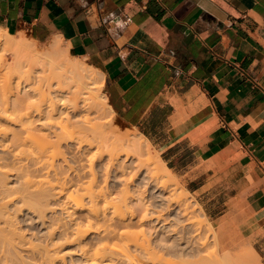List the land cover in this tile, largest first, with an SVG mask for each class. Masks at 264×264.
Segmentation results:
<instances>
[{
    "label": "crops",
    "instance_id": "1",
    "mask_svg": "<svg viewBox=\"0 0 264 264\" xmlns=\"http://www.w3.org/2000/svg\"><path fill=\"white\" fill-rule=\"evenodd\" d=\"M0 30L96 67L208 219L264 220V0H0Z\"/></svg>",
    "mask_w": 264,
    "mask_h": 264
},
{
    "label": "bare ground",
    "instance_id": "2",
    "mask_svg": "<svg viewBox=\"0 0 264 264\" xmlns=\"http://www.w3.org/2000/svg\"><path fill=\"white\" fill-rule=\"evenodd\" d=\"M4 32L5 31L3 30L0 32V43L8 46L10 50H13L14 53L12 54H14V57H13L14 59L12 61L14 62V64L16 63L15 65L17 64L22 65L24 64L23 62H25V66L27 65L26 69L28 68L29 70H31L33 67L40 69L41 70L40 73H42V75H40L41 77L40 78L38 77V78L39 79L42 78V79L40 80L41 82L38 84L39 86H37L35 89L38 93L33 88V90L35 91L37 95V98H35L36 95L33 96L34 97L33 100H31V98H33L31 96L34 93L32 92H31L32 94L29 93L28 88L27 90L22 91L20 90L19 87L14 88L13 86L14 88L13 90L12 87L10 86L11 85L17 86V84H12L14 82L12 83L10 82V86L8 87H5L6 83L4 86L2 84V87L0 86L1 87L0 88V120L3 118L5 121L8 120L10 124L11 123L14 124L13 126L12 125L9 126L10 124L8 123L9 125H7L8 126L7 128H2L3 125L0 127V145H1L0 147H2V152L0 153V252L1 254L6 253L7 255L6 251L10 253L9 250H11V252L14 251L16 254L17 251L21 248L23 249V246H24V249L27 252L29 253L31 252L32 254L36 256L35 258H37L36 261H38V264H55L56 262L55 260L63 259V254L61 255V250H60L62 245L63 244L65 245L68 242L74 243V241H76L78 245L77 251L81 253L80 256H82L81 259L82 261H84L83 263H87V264H96V263L99 264V263H103V261L105 262V260H106L105 262L106 264H169V262L170 264L171 263L178 264L177 262L173 260L174 259L173 256H171V259L173 257L172 260L174 261L172 262V260L170 259V254H173V255L177 254L176 256L174 255L175 258L182 257V259L184 258L186 260L185 254L187 253V249L185 250L186 251L185 253L184 249L181 248L183 249L181 250V252L179 251L181 255H178L179 253H177V248L174 249V247L176 246L174 245L169 246L170 243L168 245L161 244L159 243V240H157L158 241L157 242L155 240L152 241L150 237L148 238L149 235L146 234L147 231H145L146 229L145 230L143 229V225L144 223L148 222V220H152L150 219V217L152 216L149 217V215H152V214L150 211H149L150 214L146 212L147 210H146L145 204L144 205L142 204L145 207V209L144 207H142V209H144L143 210L144 212H140V210H142L140 209L141 204H139L140 206H137L138 202H140L139 199L137 203L135 201L137 205H132V203L130 202L132 200L130 199L131 195H128L129 192L131 193V191L128 190L129 187L127 186L128 187L127 188L126 184L122 183L123 186L121 185L122 188H118V190H116V195L113 194L115 192L110 190L111 188L108 189L106 185H105V188L102 186L104 189L100 187L97 188L98 190L93 189L95 185H97V184L93 185V183H97L96 181L98 180H97L96 174L99 172H95L94 168L91 165L92 163H89V162H93L92 161L93 158L91 157L92 159L91 158L89 159L88 157H86L87 154H85L86 149H87L86 147L87 146L89 147L90 145H92V142H90L87 139L89 137L86 138L84 136H81L82 131L84 134L85 127L83 128V130L81 129L82 131L80 135V130H79L80 128L77 129L74 126L73 124L74 122H73L72 123L73 126L77 130H79V134H76L74 130L72 132L70 131L71 129H75V128L71 126V129H70V127L68 126L69 124H66L67 122H69L68 120L66 121V119L70 117L69 116L65 117V115L63 116V113L66 110L63 112V110L60 108V103L57 102L60 100V98H57L58 94H56L55 92L56 90L52 88V85L54 83V82L52 83V81L55 77H64V78L69 79L71 82H73V88H74L73 93L75 95L74 97L82 98V100L85 103L83 104V107L84 105L88 103V99L91 100L92 105L87 104V106L89 108H94L96 115L95 114L93 115L95 116V118L93 117L91 118L88 116L85 117V114H84V118H85L84 120L86 121V124L84 126L87 127V129L92 133V135L96 139V147H97L96 149H99L100 151L101 148L99 147H110V151H109L110 154L108 153L109 154L108 156L110 160L109 163L111 164V162L118 159L120 155L122 154H124L126 157L129 156L130 148L134 145L135 139L133 137H135L134 136L135 133L134 131L131 132L133 134V137L131 136L130 132L121 135L120 133L114 132V130L112 131L111 128L108 126L110 125L108 124V121H107L108 119L106 115L103 114L105 111L103 112L104 109L99 107L100 100L98 98L100 94L98 97H96L93 93H91L93 89H96L98 91L99 90L98 88L103 86V80H102L100 71L92 65H89L90 69H88L80 61H71V60L64 59V58L57 59V57H55V51L58 48V44H59L58 40L50 41L49 42L50 44L44 50H42V52H40V51H36L35 48H33L31 45H29L27 42L24 41V39L22 38L23 34L17 35V37L19 38H16L15 40H13L11 39V35H7L8 33L6 34ZM33 42L36 43L35 41ZM22 67L23 66H21L19 70H21ZM17 68L15 70H18ZM32 73H34V71ZM98 74L100 75L101 78H99ZM30 77L31 76H29V79ZM98 81H100V83H98ZM1 92L3 94H1ZM103 101L109 108H111L110 105L107 103L105 96L103 98ZM92 111L93 110L91 109L90 112ZM66 112L69 113V111H66ZM15 125H18V126H15ZM67 127H69L70 130H68ZM80 127H83V126L81 125ZM87 133L88 132H86V134ZM62 143H64V146H72L70 147L72 149L74 147L75 148L74 152L76 153V155L74 153L72 158L66 157L67 156L65 153L66 151H63L65 149L62 150V154H61V149L64 148ZM66 148H69V147H66ZM84 148H86L85 151H84ZM139 150L140 151L136 152L137 154H140L142 152V149H139ZM145 150L147 151L150 150V146L148 142L145 143ZM102 152H108V151L102 150L100 153ZM63 153H65L66 156L63 155ZM83 154H85L84 157L88 158V160L86 159V161H89L87 162L89 164L86 168L88 171L86 172H85L86 169L84 167L85 164L83 163L85 160L84 161L82 160V159H85L83 157ZM99 156H101V154ZM58 157L61 159V161H58L60 160V159H57ZM75 162L76 163L78 162L79 165L83 166L84 170L81 169L83 170V172L80 173L77 170L79 168H82L81 166L77 168V166H79L78 163L76 164L77 166L76 165L73 166V163L75 164ZM110 164L109 165L107 164V165L110 167ZM120 164L118 163L119 166ZM9 165L12 166V171H16V175L15 173L13 175H15V177H19L18 179L21 180L19 182L22 184V189L20 186L21 184L19 186L17 185V187L14 186L15 188L14 190L12 187H11L12 189H10V187L6 185V182H7L6 178L9 173V169L7 168V166ZM137 165H138V169H140L142 166L141 163H138ZM122 169H125V168H122ZM103 170L106 171L105 168ZM12 171H10V173ZM69 171H74L75 175L72 176L73 175L72 173L74 172L72 173L70 172L72 174L71 175L70 173H68ZM104 171H102V173ZM106 172L108 173L109 171H106ZM144 174L147 176V179L153 185H155V187L159 189V192L164 193V191L167 189V185L165 184V182L157 180L156 177H154L153 173L149 172L148 174L147 173H144ZM107 175L108 174H105L104 176L101 177L102 180L103 179L105 180V183H106V179H108L109 177V176L107 177ZM127 175H130V174H127ZM98 177L100 176L98 175ZM130 179H132L131 176H130ZM125 183H126V180H125ZM12 190L14 191V195H13V192L11 193ZM15 190L19 191L18 192L19 194L16 193ZM31 192L36 193V195H33V193ZM31 196H33V198L36 197L35 199L37 200V202H34L35 200ZM60 196H64L66 199L65 202H63L64 207H62V209H65V212L67 211L66 212L67 214L65 213L66 218H64L65 216L62 217L60 215L59 217L56 215L51 216V218L49 217L50 221L48 218L49 223L53 225V227L51 228V230H48V233L46 234V237L44 238L45 240L43 244L35 245V243L33 244L31 242L32 240L30 241L26 240L24 238L23 232H19L17 230L18 228L16 227L15 222H13V220H15L13 219L14 216L12 217V215H9L10 211L7 212V209L10 203L13 202L16 204L15 200L18 198L20 199V203H21V200L25 203V201H28V199L30 200L32 198L31 201L34 202L33 204L38 203L36 205V208L39 204H40L39 206L44 205L42 206L43 208L38 206V208L36 209L33 204L32 206L29 205L32 202H30L29 204L26 202L28 206H30L29 208H33L34 206V209L37 212L36 215L39 213V215L37 216L40 217L39 218L40 221L43 220V223H44L45 216H46L45 211L46 209L49 210L50 208L49 207L50 200L52 198L60 197ZM23 202L22 204H24ZM148 202L149 201H147V203ZM66 205H68L67 207H70V208H67ZM122 206L126 208L125 209L126 211L129 210L128 211L129 218L128 217L125 218L127 214L126 213L124 214L122 212L124 210ZM188 206H189L188 204L184 206L182 205L178 206V212L180 213V215L185 216L188 214V211L190 210ZM110 207H112V209H109ZM122 208L123 210H121ZM137 214H140V215L138 216ZM161 214L163 213L161 212ZM160 215L158 214L154 216L153 220L160 222V223L162 221L165 222L168 216L167 215L165 216L163 214L164 215L163 216L164 218H163ZM189 217H187V219H189ZM187 219L185 216V219H184L186 220L185 222L188 221ZM150 229L151 228H149L148 230L151 231ZM166 231H169V230H166ZM88 232L94 233L93 237L95 239V242L93 243L95 244L93 243L90 244L91 241L89 242L85 240V237H87L86 235L89 234ZM184 235H183V238H184ZM179 236L180 234L178 235V237ZM55 237H58V238H55ZM180 237L182 238V236ZM200 237L202 238V236ZM59 238L60 240L62 239L63 241L59 242V240L58 241L56 240ZM201 238H198V239H201ZM201 241H198L199 244H201L200 243ZM91 245H94V246L91 247ZM203 245H205V243ZM197 248H193V250ZM22 249L21 251H25L24 249L23 250ZM198 250H196V252ZM182 251H184L185 254ZM182 253L185 256H183ZM197 253L199 256H197L194 253L193 254L191 253L190 254L191 256L196 255L195 256L196 259L194 257L191 258L192 260L190 258H187L188 260L191 261V263H189L190 261L188 262V260L186 261V263L188 262V264H211V263L214 264L216 262H219L220 260H222L223 258L227 256H228L226 258L227 260L228 258L231 259L229 255H232L230 253L228 255L225 254V256L223 257L216 255L213 259H210L207 262V259L201 258L203 257L201 256V252L200 253L197 252ZM202 253H204V256H206V252H202ZM165 254H169V256L165 257L164 256ZM26 255L28 254L26 253ZM1 256L2 255H0V259H1ZM14 256L16 259L17 255H14ZM233 256L234 255H232V258H234ZM238 256L240 255L238 254ZM163 257L167 260H165ZM236 257L234 258L235 260H236ZM197 258L198 259L200 258V259L198 260ZM7 259H10V258L7 257ZM226 259L224 263L227 262ZM233 260L231 261L233 262L231 264H236L237 260L235 262ZM23 261L24 260H22V262ZM241 261L242 260H240V262ZM19 262L20 261L16 262V264H19ZM244 262L245 264L251 263L249 261H244ZM228 263H230V261L227 262V264ZM4 264H6V262ZM240 264H243V263H240Z\"/></svg>",
    "mask_w": 264,
    "mask_h": 264
},
{
    "label": "rangeland",
    "instance_id": "3",
    "mask_svg": "<svg viewBox=\"0 0 264 264\" xmlns=\"http://www.w3.org/2000/svg\"><path fill=\"white\" fill-rule=\"evenodd\" d=\"M16 38H19V37L15 36V35H11V39L15 40ZM22 38L24 39L25 42H27L29 45H31L33 48H35L36 51H40V52H42V50H44L50 44L49 42L51 41L50 40V41L43 42V43H34L30 38H28L25 35H23ZM58 41H59L58 42L59 43L58 44V48L55 51V57H57V59L64 58V59H68V60H71V61H80V62L83 63V65L86 68L90 69L89 63H88V61L85 60L84 57H80V56H77V55L73 54L72 52H70L68 50V48L64 44V42H62L61 40H58ZM0 44H2V43H0ZM2 45H0V63H1L0 64V86L2 87V84L4 86L5 83H6L5 87H8V86H10V82L11 83L14 82L12 84H17V86L16 85H11L10 87H12L13 90H14L15 87L16 88L19 87L20 90H22V91L23 90H27V88H28V92L29 93H31V92L34 93L31 96V97H33L34 95H36V93H35L36 90L35 89H36L37 86H39L38 84L41 82L40 80L42 79V78L39 79L41 77L40 75H42V73H40L41 70L38 69V68H35V67L32 68L33 70L31 69L32 71L29 70L28 68H27L28 69L27 70L26 69L27 65L25 66V62H23L24 64H22V65L20 64L23 67L21 68V70H19L21 66L19 64L15 65L16 63L14 64V62L12 61L14 59L13 58L14 54H12V53H14L13 50H10L8 48V46H6L4 44H2ZM15 67L18 70H15L16 69ZM33 71H34V73H32ZM29 76H31L30 79H29ZM98 76H99V78H101L99 74H98ZM19 77L21 78V80H20ZM54 79H53L52 83L54 82L53 85L54 84L55 85H54V87L52 85V88L54 90H56L55 92H56V94H58L57 98H60V100L57 101V102L60 103V108L63 110V112L65 110L69 111V113H67L66 111H65L66 113L65 112L63 113V116L65 115V117H67V116L70 117V118L66 119V121L67 120L69 121L66 124H69L68 126L70 127V129H71V126L72 127L75 126L77 129L80 128L79 129L80 130V135H81V131L85 127L84 128V134H83V131H82V135L81 136H84L86 138L89 137L87 139L90 142H92V145H90L89 147L87 146L86 147L87 149L84 148V151L86 149V153H85V154H87L86 157H88L89 159L92 157L93 159L92 158L91 159H92L93 162L86 161V159L88 160V158L84 157L85 154H83V157L85 159H82L83 161L84 160L85 161L84 162L82 161V162L85 164L84 165L85 169L87 168L89 163H92L91 165L94 168L95 172H99V173L96 174L97 175V180L99 182L96 181L97 183H93V185L97 184V185H95V187L93 186L94 187L93 189L96 190L98 187H100V188L104 187L105 188V185H106L107 188L108 189L111 188L110 190L114 191L115 193H113V194L116 195V190H118V188H122V186H123L122 183L126 184V187L127 186L129 187V188L127 187L128 190L131 191V193L129 192L128 195H131L130 199H132L133 201L131 200L130 202L132 203V205H137L136 203L140 200V202H138L137 206H140L139 204H141V206H140L141 208L140 209H142V207H144L143 205L145 204L146 210H147V211L146 210L145 211L148 214H150V212L152 214V215H149V217L152 216V217H150V219H152V220H148V222L145 221L146 223H144V225H143V229L144 230L146 229L145 230V231H147L146 234L149 235L148 238L150 237V239L152 241L153 240H155V241L159 240V243H161V244L168 245L170 243L169 246H171V245L176 246V247H174V246L173 247H174V249L177 248V253H179V251L181 252V250H183V249H184V251L187 249V253L188 254L186 253V251H185L186 254L184 253V251H182L186 255V260L184 258L182 259V257H180L181 259L179 257L175 258V256L177 254H174L175 256L173 254H170V259H171V256H173L174 259H173V257H172V259L175 262H177L178 264H185L186 261L188 260L187 258H190V259L193 258V257L195 258L196 255L199 256L197 252H199V253L201 252V256H203V257H201V256L200 257L207 259V262H208V260L213 259L216 255H218L220 257H223V256H225V254L228 255L230 253V254L234 255L233 256L234 258L237 256L236 257L237 261L234 258H232V255H229L231 257V259L228 258V260L230 261V263H228V264L233 263V262H231L233 259H234L233 260L234 262L236 261V264L237 263L238 264H240V263L245 264L244 261H249V262H251L253 264H264V236L263 237L261 236L262 234H264V220L263 221H258L252 215V213L250 214L248 212V209L243 204H236L235 206H231L230 209H234L235 212L232 213V214L225 215L219 221H212V220L208 219L205 216V214H204L202 208L200 207V205L197 203L195 198L192 196V194H190L187 190H185V188L178 181V179L175 177V175L168 170L166 165L161 161L160 157L158 156V152L150 145V143L147 141V139L144 136L140 135L136 130L132 129L131 127L126 125L124 122H122L120 120V118L114 113L113 109L109 108L104 103V101H103L104 92H103V86H102V87L98 88L99 89L98 91L96 89H93V91H91V93H93L96 97H98L99 94H100L101 97L99 96V98H98L100 100L99 107L104 109L103 112L105 111L103 114L106 115V117L108 119L107 120L105 118L108 121V124H110L108 126L111 128L112 131L114 130V132L120 133L121 135L126 134L128 132L131 133L132 131H134V133H135V135H134L135 137H133V134L131 133V136L135 140H134V145L130 148L129 156L126 157L124 154H122V155H120V157L118 159L114 160L110 164L109 163L110 160H109V156H108L110 154V152H109L110 151V147H99V148H101L100 151H99V149H96L97 148L96 147V139L94 138L92 133L87 129V127L84 126L86 124V121L84 120L85 119L84 118V114H85V117L88 116V117H91V118L92 117L95 118V116H93L95 114V109L94 108H89L87 106V104L92 105L91 104L92 103L91 100L88 99V103L86 105H84V107H83V104H85V103L82 100V98L81 97H79V98H75L74 97L75 95L73 93L74 92L73 82H71L69 79L64 78V77H55ZM63 80H65V81H63ZM98 83H100V81H98ZM13 86H14V88H13ZM33 88H34L35 91L33 90ZM30 89H31V91H30ZM2 92H1V94H3ZM35 98H37V95L35 96ZM33 99H34V97L31 98V100H33ZM73 100H74V102H73ZM87 108H89L90 111H91V109L93 111L90 112L89 109H87ZM109 112L111 114H113V115H111ZM91 113H92V115H91ZM105 113H107V114H105ZM82 114H83V116H82ZM2 119L0 120V127L3 125L2 128H7L8 127L7 125H9L10 122H8L7 119H6L7 121H5L4 119L2 120ZM71 119H73V120H71ZM79 120H80V122H79ZM72 123L74 124V126H73ZM11 125L13 126L14 124L11 123L9 126H11ZM77 125H78V127H77ZM81 125L83 127H80ZM15 126H18V125H15ZM69 127H67L68 130H70ZM76 128L75 129H71L70 131L72 132L74 130L76 134H79V130H77ZM115 130H117V131H115ZM86 132H88V133L86 134ZM146 142H148V144L150 146V150H148V151L145 150V143ZM62 145L64 146V143H62ZM66 147L70 148L72 146H64V148L61 149V154H62V150L65 149L63 151H66L65 153H66L67 156L65 155V153H63V155H65L68 158H70V157L72 158V156L75 153L74 152L75 148L73 147V149L72 148L69 149V148H66ZM0 148H1L0 149V153H1L2 152V147H0ZM67 149H69V150H67ZM139 149H142V152L140 154H137L136 152L140 151ZM102 150L103 151L107 150L108 152H102L103 153V155H102V153H100ZM94 153H96V154H94ZM97 153H99V154H97ZM79 154H77V155H79ZM91 154H93V155H91ZM100 154H101V156H99ZM75 155H76V153H75ZM57 159H60V158L58 157ZM58 161H61V159L58 160ZM87 162H89V163H87ZM120 162H121V164H120ZM77 163L76 162H75V164L73 163V166H75ZM118 163L120 164V166L118 165ZM138 163H141V165H142L140 169H138V165H137ZM107 164L108 165L110 164L111 168ZM78 165H79V163H78ZM80 166L81 165L77 166V168H79ZM81 167L82 168L77 169L80 173L83 172V170H84L83 166H81ZM121 167L125 168V169H122ZM7 168L9 169V173H8L7 178H6V181H7L6 185L9 186L10 189L13 188V190H14L15 189L14 186H16V187H17V185L19 186L21 184L19 181H21V180L18 179L19 177H15L16 171H12V166L9 165V166H7ZM10 168H11V170H10ZM93 168H91V169H93ZM104 168H105L106 171H109L110 173L109 172L107 173L106 171H104L103 170ZM81 169H83V170H81ZM10 171H12V172L10 173ZM86 171H88V170L86 169L85 172ZM102 171H104V172L102 173ZM70 172L72 173L74 171H69L68 173H70ZM113 172H114V174H113ZM149 172L153 173L154 177H156L157 180L165 182V184L167 185V189L164 191V193L163 192H159V189L157 187H155V185H153L147 179V176L144 173L148 174ZM14 173H15V175H13ZM104 173L108 174L107 177L108 176L110 177V178L108 177V179H106V183H105V180L104 179L102 180V178H101L102 176L105 175ZM133 173H134L135 176L133 175ZM72 174L71 175L74 176L75 172L72 173ZM127 174H130V175H127ZM86 175H87V173H86ZM98 175L100 177H98ZM130 176H131L132 179H130ZM73 178H75V177H73ZM125 180H126V183H125ZM98 185H100V186H98ZM20 186H21V189H22V184ZM13 190L11 191V193L13 192V195H14V191ZM18 192L19 191H16V193H18ZM31 193H33V195H36V193H34V192H31ZM31 197L33 198V196H31ZM35 198L36 197L33 198L35 200L34 202H37V200ZM31 199L30 200L28 199V201H25V203L22 200H21V203H20V199L19 198L16 199L17 200V201L15 200L16 204L12 202L13 203V205H12V203H10V205H9V207L7 209V212L10 211L9 212L10 214L9 213H7V214L12 215V217L14 216L13 219H15V220H13V222H15L16 227L18 228V229L17 228L16 229L19 232H23L24 238L26 240H29V241L32 240L31 242L33 244L35 243V245H37V244L39 245V244H43V242L45 240L44 238L46 237V234L48 233V230H51V228L53 227V225H51L49 223L51 216H53V215L55 216L56 215V216L59 217V215H60L62 217L65 216L64 218H66L65 213L67 211L65 212V209H62V207H64L63 206L64 205L63 202H65L66 199H65L64 196H60V197L52 198L50 200V202H49L50 206L48 204V206L50 208H49V210L46 209V211H45L46 216H45L44 223H43V220L40 221V219H39L40 217L37 216V215H39V213L36 215L37 212L34 209V206L36 208V205L38 203L33 204L34 202H32ZM135 201H136V203H135ZM147 201H149V202L147 203ZM22 202L24 204H26V205L22 204ZM26 202L28 204L30 202H32L29 205L32 206V204H33L34 205L33 208H29L30 206H28V204ZM60 204H62V205H60ZM187 204L189 205L188 208L190 210L188 211V214L185 215V216H186V219H187V217H189V215H190V217H189V219H187L188 221L185 222L186 221V220H184L185 216L180 215V213L178 212V206L179 205L184 206V205H187ZM170 205H171V207H170ZM38 206H37V208H38ZM42 206H44V205H42ZM42 206H39V207H42ZM67 206L68 205H66V207ZM122 207L124 208V206H122ZM147 207L149 208V210H148ZM67 208H70V207H67ZM123 208L121 210H123ZM109 209H112V207H110ZM109 209H108V211H109ZM125 209L126 208H124V210ZM144 209H145V207H144ZM144 209L140 210V212H144L143 211ZM61 210H63V211H61ZM124 210L122 212L124 214L125 213L127 214L126 217H125V218H127L129 216V212H128L129 210L128 211H126V210L124 211ZM191 210L193 211V213H192ZM161 212L165 216L166 215L168 216L167 217L168 219L165 217L166 218L165 222L162 221L164 224L162 222L160 223V222H157V221L153 220V217L158 215V214L160 215ZM141 214H143V213H141ZM163 214H161L160 216L163 217L164 216ZM137 215L139 216L140 214H137ZM192 217H194V218H192ZM48 218H49V221H48ZM189 220H190L191 223L189 222ZM41 222H42V224H41ZM195 222H197V223H195ZM47 223H49L50 225L47 224ZM195 224H197V225H195ZM164 226H165V228H164ZM176 227H178L179 229L176 228ZM149 228H151L150 229L151 231L148 230ZM172 229H173V231H172ZM166 230H169V231H166ZM207 232H209V233H207ZM88 233L89 234L86 235L87 237H85V240H87L89 242L91 241L90 242V244H91V243L95 242V239L93 237L94 233L93 232H91V233L88 232ZM204 233L207 234V235H205ZM179 234H180V236H182V238L180 236L178 237ZM183 235H184V238H183ZM185 236H186V238H185ZM200 236H202V238ZM193 237H195V238H193ZM28 238H30V239H28ZM55 238H58V237H55ZM180 238H181L182 241L180 240ZM187 238H189V239H187ZM198 238H201V239H198ZM56 240L57 241L59 240V242L63 241L62 239L60 240V238L56 239ZM215 240H216V242H215ZM198 241H201L200 243L202 245L199 244ZM75 242L76 241H74V243L73 242L72 243L68 242L65 245L64 244L62 245L60 250H61V255L63 254V259L62 260H59V259L55 260L56 262H58V263L55 262V264H87V263H83L84 261H82V259H81L82 256H80L81 253H79V251H77V248H78L77 242L76 243ZM197 242H198L199 245L197 244ZM204 243H205V245H203ZM75 244H76V246H75ZM93 244H95V243H93ZM92 246H94V245H91V247ZM200 246H201V248H200ZM181 248H183V249H181ZM193 248H197V249H194L195 252H194ZM21 249L18 250L19 252L16 250L17 251L16 254H15L14 251H13L14 253L11 252V250H9L10 253L8 251H6L7 255H6V253H2L1 254V252H0V255H2L1 259H0V263L4 264L6 262V264H8V263L9 264H16V262L20 261L21 263L19 262V264H27V263L28 264H34V263L38 264V261H36L37 258H35L36 256L34 254H32L31 252L30 253L27 252L24 249V246H23V249L25 251H21ZM196 250H198V251L196 252ZM189 251H190V253H189ZM174 252H175V250H174ZM202 252H206V256H204V253H202ZM12 253H13V255H12ZM26 253L28 255H26ZM183 253H182V255H183ZM191 253L192 254L194 253L196 255L195 256L194 255L191 256L190 255ZM238 254L240 256H238ZM14 255H17L16 259H18V260L15 259ZM178 255H181V254L179 253ZM185 255H183V256H185ZM164 256L165 257L169 256V254H165ZM7 257L10 258V259H7ZM19 257H21L22 260L25 261V263H24V261L22 262L21 258H19ZM227 257L223 258L219 262H216V263L213 262V263L214 264H223ZM241 257H243V258H241ZM248 257H250V258H248ZM244 258H246V259H244ZM239 259L242 260L243 262L242 261L240 262ZM165 260H167V259H165ZM173 260H172V262H174ZM228 260L226 259L227 262H229ZM189 261L190 260H188V262ZM202 261H203V259H202ZM105 262H106V260H105ZM105 262L103 261V263H99V264H106ZM188 262L186 264H188ZM227 262H225L224 264H227ZM189 263H191V261ZM203 263H204V261H203ZM96 264H98V263H96ZM169 264H170V262H169Z\"/></svg>",
    "mask_w": 264,
    "mask_h": 264
}]
</instances>
